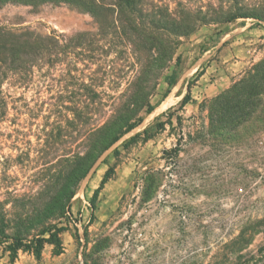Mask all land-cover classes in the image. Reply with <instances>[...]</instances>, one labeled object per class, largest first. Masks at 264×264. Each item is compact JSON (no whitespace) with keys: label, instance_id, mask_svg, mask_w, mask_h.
<instances>
[{"label":"trees","instance_id":"1","mask_svg":"<svg viewBox=\"0 0 264 264\" xmlns=\"http://www.w3.org/2000/svg\"><path fill=\"white\" fill-rule=\"evenodd\" d=\"M7 6L33 15L67 7L93 24L68 35L0 26V147L10 152L0 153V251L12 262L20 253L40 262L47 246L63 254L80 184L155 111L152 99L182 40L237 21L261 26L264 0H0ZM107 81L110 91L127 82L125 93L100 92ZM165 82L168 95L177 81ZM262 96L264 61L207 102L212 133L250 122L247 111ZM113 176L108 170L94 192L92 211Z\"/></svg>","mask_w":264,"mask_h":264},{"label":"rangeland","instance_id":"2","mask_svg":"<svg viewBox=\"0 0 264 264\" xmlns=\"http://www.w3.org/2000/svg\"><path fill=\"white\" fill-rule=\"evenodd\" d=\"M0 26L67 35L93 29L88 16L67 7L37 15L0 7ZM263 61L264 24L237 21L183 39L152 99L155 111L80 184L63 254L47 246L40 262L23 253L12 262L0 251V264H264V96L239 127L213 134L207 112V102ZM171 76L177 84L167 95ZM111 86L107 81L100 92L124 94L127 82L117 91ZM110 169L114 176L92 211L93 194Z\"/></svg>","mask_w":264,"mask_h":264},{"label":"crops","instance_id":"3","mask_svg":"<svg viewBox=\"0 0 264 264\" xmlns=\"http://www.w3.org/2000/svg\"><path fill=\"white\" fill-rule=\"evenodd\" d=\"M226 89V87H224L222 90H225Z\"/></svg>","mask_w":264,"mask_h":264}]
</instances>
